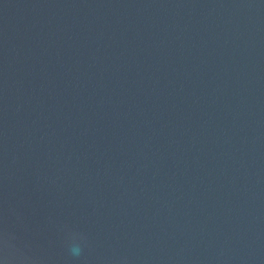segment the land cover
<instances>
[{"label":"water","instance_id":"water-1","mask_svg":"<svg viewBox=\"0 0 264 264\" xmlns=\"http://www.w3.org/2000/svg\"><path fill=\"white\" fill-rule=\"evenodd\" d=\"M0 259L264 264V0H0Z\"/></svg>","mask_w":264,"mask_h":264},{"label":"clouds","instance_id":"clouds-1","mask_svg":"<svg viewBox=\"0 0 264 264\" xmlns=\"http://www.w3.org/2000/svg\"><path fill=\"white\" fill-rule=\"evenodd\" d=\"M70 252L73 256H79L81 252V244L79 241L73 240L70 245ZM0 264H6V261L0 259Z\"/></svg>","mask_w":264,"mask_h":264}]
</instances>
